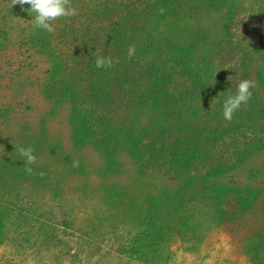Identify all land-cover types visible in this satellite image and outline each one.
I'll return each instance as SVG.
<instances>
[{
    "label": "trees",
    "instance_id": "obj_1",
    "mask_svg": "<svg viewBox=\"0 0 264 264\" xmlns=\"http://www.w3.org/2000/svg\"><path fill=\"white\" fill-rule=\"evenodd\" d=\"M169 1L70 0L83 14L53 21L48 32L33 28L28 4L0 0V264H82L75 246H87L79 240L74 207L84 219L102 221L89 205L96 198L128 194L144 180H177L175 173L159 177L144 170L154 158L139 151L162 127L150 107L130 108L123 124L99 134L82 105L87 98L111 104L109 95L121 97L131 82L128 72L160 63L165 31L177 20ZM102 20L105 26L96 27ZM209 36L217 43L220 28ZM97 56L110 57L111 67L96 68ZM253 80L264 95L262 64L253 68ZM79 83L87 92L77 89ZM143 95L137 90L136 102L142 104ZM186 114L187 129L172 153L176 159L200 128L214 130L224 120L217 100L187 103ZM29 146L36 156L31 173L17 151ZM215 180L244 183L232 175ZM259 206L264 217V201ZM106 212L104 220L127 216L124 209ZM144 213L147 208L143 219ZM120 228L115 225L110 236L116 255L134 258L151 241L145 230L125 235Z\"/></svg>",
    "mask_w": 264,
    "mask_h": 264
},
{
    "label": "rangeland",
    "instance_id": "obj_2",
    "mask_svg": "<svg viewBox=\"0 0 264 264\" xmlns=\"http://www.w3.org/2000/svg\"><path fill=\"white\" fill-rule=\"evenodd\" d=\"M169 2L177 20L165 31L160 63L150 70L128 72L131 82L121 97L109 95L111 104L105 106L101 98H87L82 105L90 110L99 134L106 127L123 124L130 108L150 107L162 127L139 151L154 158L144 170L155 176L175 173L177 180L170 182L159 175L144 180L140 189L130 186L128 194L120 197L96 198L89 205L102 221L84 219L74 207L76 225L82 231L79 240L87 246H75L83 256L79 261L264 264V217L259 209V201H264V95L256 84L251 99L241 105L231 121L222 120L214 130L200 128L186 151L177 152V159L172 157L187 129V103L217 100L221 106L241 79L254 81L253 68L264 66V0ZM80 12L77 14H83ZM97 25L103 27L105 23L102 20ZM218 28L221 37L212 43L209 34ZM95 30L93 27L92 32ZM180 37L186 41L180 43ZM72 45L79 46L77 37ZM108 48L115 49L112 45ZM79 85L81 93L86 90L83 83ZM137 90L144 93L142 104L136 102L140 100L138 96L136 99ZM229 175L244 183L235 187L215 180ZM115 208L126 210L127 216L104 220L110 214L106 211ZM115 225L122 227L125 235L145 230L151 241L146 240L134 258L116 255L115 241L110 239ZM128 237L133 240V235Z\"/></svg>",
    "mask_w": 264,
    "mask_h": 264
},
{
    "label": "clouds",
    "instance_id": "obj_3",
    "mask_svg": "<svg viewBox=\"0 0 264 264\" xmlns=\"http://www.w3.org/2000/svg\"><path fill=\"white\" fill-rule=\"evenodd\" d=\"M21 5L28 4L31 13H34L31 23L34 29L53 31L52 22L60 18H68L77 14L76 8L72 7L70 0H13V3ZM132 49H129L131 55ZM95 67H111L113 61L107 56H97ZM255 87V81L241 79L235 86V91L227 95L222 101V116L224 120L231 121L234 113L240 109L241 105L247 104L252 97L251 89ZM19 155L23 157V164L27 173L32 172L31 165L35 163L36 156L33 149L29 147H20L17 149Z\"/></svg>",
    "mask_w": 264,
    "mask_h": 264
}]
</instances>
